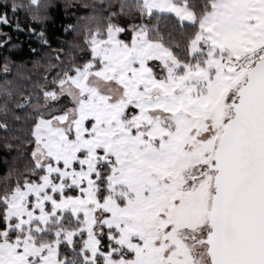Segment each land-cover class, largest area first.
Instances as JSON below:
<instances>
[{"label":"snow or ice","instance_id":"snow-or-ice-1","mask_svg":"<svg viewBox=\"0 0 264 264\" xmlns=\"http://www.w3.org/2000/svg\"><path fill=\"white\" fill-rule=\"evenodd\" d=\"M50 8L0 25L50 47ZM83 45L0 185V264H264V0H120Z\"/></svg>","mask_w":264,"mask_h":264},{"label":"trees","instance_id":"trees-1","mask_svg":"<svg viewBox=\"0 0 264 264\" xmlns=\"http://www.w3.org/2000/svg\"><path fill=\"white\" fill-rule=\"evenodd\" d=\"M27 4L28 0H17ZM51 4L48 20L38 25L47 33L50 47L43 45L27 31L0 25V31L11 36L7 46H0V122H7L8 130L0 129V185L9 172L15 176L23 171L30 158L33 145L31 132L37 110L47 111L48 106H55L56 101L46 100L43 91L50 88L49 71L58 63L57 55L67 63L72 57L79 59L87 53L83 45L84 32L89 26L107 17L112 6L120 0H42ZM21 26L30 22L24 11L19 14ZM121 19H125L121 17ZM69 24L76 26V31H65ZM3 39V37H0ZM32 49H36L35 52ZM83 49V50H82ZM10 62V74L3 71L4 64ZM14 65V66H13ZM47 77V79H46ZM31 103L23 107L17 105L25 101ZM7 101L8 111L5 114L3 104ZM60 103H63L61 99ZM11 144L12 147H6Z\"/></svg>","mask_w":264,"mask_h":264}]
</instances>
